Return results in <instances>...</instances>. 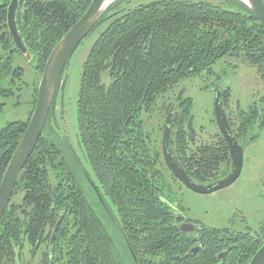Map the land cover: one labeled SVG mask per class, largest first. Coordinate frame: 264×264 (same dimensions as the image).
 <instances>
[{"label": "trees", "instance_id": "1", "mask_svg": "<svg viewBox=\"0 0 264 264\" xmlns=\"http://www.w3.org/2000/svg\"><path fill=\"white\" fill-rule=\"evenodd\" d=\"M10 1L0 0V47L21 55L7 27ZM91 1H19L17 31L36 56L40 77L56 44ZM130 3L115 0L87 34L104 28L83 63L76 101L78 149L96 184L68 138L57 131L54 108L65 86L61 73L42 134L0 220V264H248L264 242L249 233L201 225L196 235L180 232L181 210L164 195L168 169L161 143L145 129L163 94L183 79L211 73L224 58L254 68L264 83L261 25L240 0H151L133 8ZM183 92L175 95L180 107L173 122L180 123L176 157L193 181L210 183L229 172L228 146L218 129L210 142L196 141L192 100ZM10 93L0 88L2 97ZM36 95L34 88L27 121L0 129V182ZM221 96L227 107L228 90ZM170 108L163 102L162 120ZM235 120L236 133L243 136L249 127L264 128V108H237ZM194 244L198 250L189 256ZM25 251L29 257L22 261Z\"/></svg>", "mask_w": 264, "mask_h": 264}, {"label": "rangeland", "instance_id": "2", "mask_svg": "<svg viewBox=\"0 0 264 264\" xmlns=\"http://www.w3.org/2000/svg\"><path fill=\"white\" fill-rule=\"evenodd\" d=\"M148 2L151 0H131L127 7L133 8ZM102 30L103 27L96 29L85 37L69 57L61 77L65 86L60 89L56 99L58 104L54 108L57 112L55 115L57 131L68 138L94 183L96 181L93 172L84 154L78 149L76 101L83 63ZM11 51L12 48L5 51L0 47V88L11 92L9 97L0 95V106L2 105L0 129L9 123L28 120L33 90L38 87L41 79L35 70L37 59L34 53L29 54L27 60ZM9 59L11 65L8 64ZM181 90L184 91V98L192 100L190 121L198 143L210 142L217 133L214 122L216 90L220 92L228 90L229 101L226 113H230V121L233 122L232 126L236 130L237 108L243 111H247L253 105L264 108V83L256 75L255 69L235 59L224 58L211 67V73L203 71L197 76L183 79L174 90L163 94L157 100L156 107L145 122V129L146 133L155 137L158 143H161L163 133L159 131L160 126L164 127L167 118L166 116L162 120V104L165 102L174 107L175 95ZM182 121H185L183 127L186 128L187 120ZM179 124L174 123L172 137L175 136ZM251 134L256 137L253 142L248 138L243 149L240 176L227 188L211 194H198L181 183L171 180L168 171L164 173L167 177L165 198L174 208L181 210L184 218L204 227L234 233H249L264 240V128L254 127ZM171 149L176 156L174 143ZM108 204L114 211L115 208L109 202ZM26 251L22 261L29 257Z\"/></svg>", "mask_w": 264, "mask_h": 264}, {"label": "water", "instance_id": "3", "mask_svg": "<svg viewBox=\"0 0 264 264\" xmlns=\"http://www.w3.org/2000/svg\"><path fill=\"white\" fill-rule=\"evenodd\" d=\"M19 1L20 0H11L7 7V27L15 47L19 53L28 60L30 56L29 52L23 44L21 36L18 34L15 23V14L19 8ZM114 1L115 0H92L86 12L60 39L49 55L37 87L36 100L27 129L12 155L0 182V220L8 206L18 175L26 164L27 159L31 155L42 134L58 79L69 57L87 36L93 25L105 12L107 7ZM240 1L252 11L264 32L263 0ZM173 114L172 107L167 114L161 140L164 162L172 176L181 182L187 189L198 194H211L231 186L238 179L242 170L243 146L238 143L233 135L226 109L223 107L221 92L216 90L214 119L221 136L228 146L231 162L229 172L215 182L201 184L193 181L182 168L177 157L174 156L171 149ZM96 193L98 195L97 191ZM99 200L102 203L100 197ZM197 229V226L187 223H184L179 227V231L183 233H189L196 231ZM197 250V246L191 248L188 251V255H195ZM223 256L224 253H221L218 258H222ZM248 264H264V243H262L260 248L255 252Z\"/></svg>", "mask_w": 264, "mask_h": 264}, {"label": "flooded vegetation", "instance_id": "4", "mask_svg": "<svg viewBox=\"0 0 264 264\" xmlns=\"http://www.w3.org/2000/svg\"><path fill=\"white\" fill-rule=\"evenodd\" d=\"M224 106V105H223ZM226 108V107H225ZM227 109V108H226ZM173 119H175L176 117H178V115L180 114V107H179V104L178 103H176V105H174V107H173ZM228 115V117H229V120H230V115H229V113L227 114ZM230 124H231V127H232V131H233V135L235 136V138H236V140L241 144V141L243 142V144H242V146H246V142H247V140H248V138L251 140V142H253L254 140H255V137H256V135H254V134H251V132L253 131V128L254 127H258L257 125H255V126H253V127H249L248 128V130L246 131L245 130V136H242V135H240V133H239V139H238V137L236 136V129L234 128V126H232V124H233V122H231L230 121ZM258 128H260V127H258ZM261 128H263V127H261ZM172 131H173V128H172ZM173 133H174V131H173ZM174 137L175 136H173L172 137V142H171V147L173 146V143H174ZM174 181H175V183L176 182H178V183H181V182H179L178 180H176L175 178H174ZM182 184V183H181ZM183 185V184H182ZM184 223H187V224H191V225H194V226H199L200 227V225H198L197 223H195V222H193V221H190V220H187L186 218H180V220L177 222V227L179 228L182 224H184ZM195 233H197L196 231H192V232H189V234L188 235H190V236H192L193 234H195ZM196 235V234H195ZM197 244H194L192 247H194V246H196Z\"/></svg>", "mask_w": 264, "mask_h": 264}]
</instances>
